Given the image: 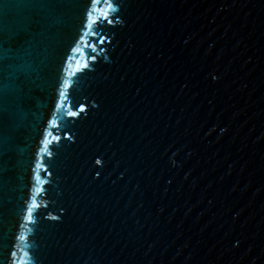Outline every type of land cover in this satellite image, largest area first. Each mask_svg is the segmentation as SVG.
Masks as SVG:
<instances>
[{"label":"water","instance_id":"95a60500","mask_svg":"<svg viewBox=\"0 0 264 264\" xmlns=\"http://www.w3.org/2000/svg\"><path fill=\"white\" fill-rule=\"evenodd\" d=\"M87 2L5 37L39 75L0 264H264V0Z\"/></svg>","mask_w":264,"mask_h":264},{"label":"snow or ice","instance_id":"6c2138e0","mask_svg":"<svg viewBox=\"0 0 264 264\" xmlns=\"http://www.w3.org/2000/svg\"><path fill=\"white\" fill-rule=\"evenodd\" d=\"M101 2L102 0H88L84 4L90 21L88 24L90 29L92 25L100 28V20H107L109 24L113 23L107 14L92 20L93 12L97 10L96 6ZM104 2L108 4L109 11H115L109 0H104ZM82 3L83 0H0V8L4 11L3 16H0V23L4 25V27H0V208L3 207L9 192L11 184L9 174L15 170L16 153L22 151L18 148V143L21 138V131L28 119L26 103L32 99L31 88L28 86L36 83L32 79V74L39 75V66L35 64V61L25 59L26 55L32 56L33 54L22 48H5L4 44L8 42L5 37L10 38L21 31L29 33L32 24L40 26L43 25V22L49 20L60 23L61 16L68 17L71 20V14ZM25 13L27 14L28 23L23 25L14 24L17 14ZM93 31L95 32V30ZM104 39L106 37H103L100 42L103 43ZM72 50L76 51L74 48ZM68 59H71V57ZM92 59H95V57ZM84 66L88 67L87 64ZM64 83L65 86L71 87L67 81ZM26 88H28V91H25ZM60 96L66 99V94L63 91L60 92ZM62 107H64L62 103L57 104V110ZM69 107L71 108L72 105H69ZM75 107L78 111L69 112V115L73 117L85 111L83 104L75 105ZM56 139L59 140L60 138L57 137ZM40 167L42 165L38 163L37 168ZM32 206L35 207L36 205ZM31 215V207H29V223H33ZM53 219L57 218L53 217ZM12 255L15 256V253H12Z\"/></svg>","mask_w":264,"mask_h":264}]
</instances>
